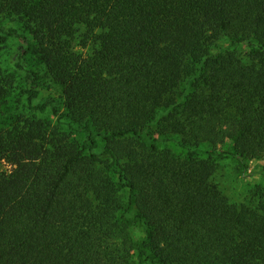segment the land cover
I'll return each instance as SVG.
<instances>
[{
  "label": "trees",
  "instance_id": "obj_1",
  "mask_svg": "<svg viewBox=\"0 0 264 264\" xmlns=\"http://www.w3.org/2000/svg\"><path fill=\"white\" fill-rule=\"evenodd\" d=\"M4 20L61 104L32 85L2 117L0 65V264H264V184L217 178L221 141L264 155V0H0Z\"/></svg>",
  "mask_w": 264,
  "mask_h": 264
},
{
  "label": "rangeland",
  "instance_id": "obj_2",
  "mask_svg": "<svg viewBox=\"0 0 264 264\" xmlns=\"http://www.w3.org/2000/svg\"><path fill=\"white\" fill-rule=\"evenodd\" d=\"M15 26V23L11 20H4L0 22V27ZM20 27V26H19ZM19 32L23 30L19 29ZM23 43L22 35L19 37H11L6 43L0 44V65L12 78L13 93L10 97L8 105L4 106L2 117H10L16 112L30 113L33 108L29 106L28 94L23 91L31 88L32 85L38 90L39 95L34 98L33 104H40L43 102H55V104H61L60 100V88L51 80L45 76V71L42 66L33 61L30 57L24 56L21 52L20 46ZM245 44L243 47L245 48ZM230 48V42L227 38L222 37L217 41L212 49L214 52L221 49ZM246 49V48H245ZM247 50V49H246ZM243 51V50H242ZM246 52V51H243ZM34 69L39 73V78L34 84L30 83L28 78V70ZM44 115L49 117L51 110L47 111ZM54 118V117H53ZM84 134L80 133L79 137L83 138ZM162 145L169 146L176 153H184L186 149L181 147L177 138L163 140ZM230 144L229 146H227ZM105 149V141L102 137L98 138L97 153L101 158H107ZM201 156H206L203 150L199 152ZM217 159L220 164V172L218 173V179L228 189L234 190L235 195L242 197L241 194L247 186L261 183L264 184V155L258 157L255 152L248 148H236L229 140L221 141L217 145ZM2 169H8L10 166L8 163H3ZM128 218L133 217V213H126ZM131 233L138 243H143L145 239V232L142 225L137 222L131 225ZM140 249V248H139ZM145 254L148 250L145 246L142 249ZM139 250H134V256L137 257ZM143 264H148L144 262Z\"/></svg>",
  "mask_w": 264,
  "mask_h": 264
}]
</instances>
